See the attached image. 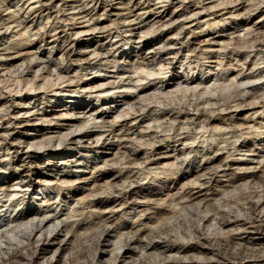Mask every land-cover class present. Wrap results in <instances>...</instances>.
<instances>
[{
    "label": "bare ground",
    "instance_id": "obj_1",
    "mask_svg": "<svg viewBox=\"0 0 264 264\" xmlns=\"http://www.w3.org/2000/svg\"><path fill=\"white\" fill-rule=\"evenodd\" d=\"M57 1L60 2L57 3ZM109 1L110 0H0V41L10 42L4 49L10 50L19 48L20 50L18 49V51H15V53L18 52L15 58L29 55L13 73L22 77L27 73L30 74V72L37 68V73L41 74L36 76L35 79L40 80L44 72H50V74L53 72L54 74L51 75H56L57 78L54 81H51V79L47 80L45 85L40 87L39 93H42V96H48V93L50 94L51 92H55L54 95H52L53 98L58 97V93L61 92L78 93L82 87H79V84L75 82V78H68L72 70L73 56L78 54L74 43L71 41L73 35L78 36L85 34L99 35L98 37H101L102 34H106V37L111 39L114 36L120 37L127 32H131L133 36H139V39L143 42V47L140 49L142 53L145 47H152L155 45V41L161 39L159 36L155 41L146 39V33L144 30L141 31L144 27L152 24V30L157 27L156 31L161 29V32H165L168 29L166 33H169L170 25L174 22V17L171 14L170 16L167 15L169 17H166L163 16V13V15L154 19L153 22H149L148 18L144 19V16L152 14L153 12L161 13L165 6L174 5L178 2L179 4L182 1H189L190 4L192 2V0H162L164 5H159V3L156 1L154 2V0H131L130 2L123 3L119 7H115L110 4ZM205 1L207 0H198L200 4L197 3L198 5L194 6L195 9H200L202 11H210V9H213L214 6L205 5ZM226 2H232V0H224L221 4H226ZM260 2H264V0H260ZM260 2L258 3L260 4ZM240 6L244 7L245 5H243L242 2L238 6L237 4L233 6L232 10L229 12L232 14L231 18L237 20V16L241 13H236L233 16L232 12H238ZM189 8L185 6L183 9L185 13L184 16L186 15L184 21H188L194 17L198 18V16L202 14V11H193L190 16H187ZM253 10L254 9L247 10L248 20L251 18L250 13ZM100 11H103V13L100 14ZM35 13H37V15L31 18L32 15L30 14ZM112 15L118 17L119 21H116V19L113 20L110 26L103 25L99 17L105 16V18L108 19ZM175 15L179 16L180 12H177ZM209 15L214 16L215 19L218 13L212 12ZM38 21H40L41 24L43 23V26L37 29V31L32 32L34 30L32 27L36 26ZM184 21L180 30L178 29L179 31L173 37L168 36L169 38L165 43L163 42V47L150 49V53H153L152 57L154 58L153 62L150 63H154L158 60L162 61L157 71L149 67H134L133 73L137 75V77H134L127 76L126 72H115V70H113V73H115L113 77H115V79L109 81L105 89H103L105 87L103 85L100 87H90V84L88 85L86 82V84L83 83L85 86H89L83 89V91L88 94L94 92L102 94L110 92L111 90L134 91V96L131 101L135 102L128 101L132 112H121L113 118L112 116L108 118L105 117V115H112L113 113L119 112V109L116 110L109 107L110 110L108 112L103 110L102 112H97V114L93 113L90 117L85 118L84 123L80 126L84 128L88 126V128H96V130L97 128H103L104 130L102 132H93V129H91L81 134H75L77 131L74 130L75 128L73 129V127H70L69 124L66 123H56L54 119L51 118V114L42 112L37 121H42L41 126H47L44 128L45 130L56 128L60 129L61 132H63V130L69 131L68 133L57 136V138H55V136H47L45 139H41L40 145H36L28 143L27 136H22V134L18 136V133L16 134L14 132V128L30 122L29 119L20 117L22 112H24L23 114L33 116L37 114L38 105H36V103L41 100L40 97L31 108L19 109L18 106L11 104L9 107L7 106L3 113H0V125L3 129L0 130V144L7 146V149L12 151V155L8 154V152H3V158H0V176L4 174L3 172L11 171L9 176H2V178H0V191H7L6 196L9 197L8 201L11 202L10 206H13L14 202L23 200L21 199L22 197L14 199V197L18 196L21 192H19L20 189L18 187L17 189L19 190L15 187L21 186V188H25L22 192L26 193V189L28 187H33L36 183V181H34L35 175H39L40 180H37V182L41 185V188L46 187L47 181L50 177L52 178L56 171L54 166H52L53 169L41 167L42 171H39L38 174L35 172L24 176L26 175L25 166L29 163L30 158L32 159L35 156H40V152L45 154L53 152L59 153V150H56L55 141L58 143L57 145L63 147V149L82 147V142H84L85 139L93 140V147L90 152L106 150L107 147L108 149H125L122 155L123 157L116 162V166L109 163L106 154L94 157L92 162L89 163V167L92 166L93 170L98 173V176H93V182H96L97 178L99 182L105 178L109 180V178L113 176L112 180H114L113 182L115 183L111 182L112 180L107 181L106 189L103 191V194H95L93 191L94 193L91 198H81L77 203L78 206L74 209H70L66 206L59 209L58 207L64 199L62 198L63 200L60 202L54 201L51 203L54 198L50 197L48 194L44 198L47 199L46 203L48 204V208L56 204V208L53 210L42 212L39 207L38 209H34L27 202V204H25L27 205V208L25 206L26 210L22 213H17L13 218L6 219L4 215H0V264H35V256L39 264H53V259L57 258L56 255L65 250V246L68 243L71 244L74 242L71 240L72 237L76 238L75 243H77L79 239L80 241L84 240L83 246L88 240H91L93 244L90 249H93V253H91V256L86 257L87 254H84L82 248L81 251L70 254L69 261L68 263L66 262V264H96L99 261L97 259L98 251L102 250L105 254L107 251L106 248L110 245L113 246V250H110L112 260L109 264H118L116 261L124 256L121 255V251L125 246L130 251H134L136 248L141 247L153 253L162 247L163 244L166 246L167 252L175 253V256H172L173 258L164 259L162 261L163 264H264V248H256V246L251 245L248 241L249 239H258L260 236H264V225L257 224L256 220L259 219L260 214L264 212V158L258 161L260 170L263 172L262 175H250L248 172L249 170H245L244 172L234 173L230 176L231 174H228L226 170L221 171L223 172V176H230L228 182L232 184V187H235L233 188L235 190H228L227 188L223 197L217 199L215 203H211V200H208L207 197L202 199H200V197L203 195L202 192L214 189L212 181L219 172L217 169L224 166L228 168V163H223L224 165L217 168H210V172L200 175V177L205 176L203 181H200L201 178L199 177L196 182H192V184H196L197 187L200 188L199 191H196L193 187H187L183 189L177 199H172L167 207L165 206L167 200L164 201L163 204L157 201L156 206L153 207L154 211L151 213L154 219L153 224L144 225L145 222L142 223L141 217L146 215L145 213L141 214L139 219L126 221L123 225L117 224L113 227L110 222L111 215L123 210L130 202H132L135 207L138 205L141 206V203H146L141 201V199L138 200L136 197L133 199L132 197L135 195V192L129 189L134 185L140 186L142 181L148 179L150 174H153L154 177L165 175L166 178H171L173 181L176 180L178 182L188 175L187 173L178 175L187 164L191 166L194 164L193 162L200 158L202 161H205L206 165L213 164L216 159L214 156L219 152L228 148L239 151L241 150L240 148L247 146L246 143H242V147L240 148L236 146L240 136L237 135V130L232 128L233 126L231 125L228 128L211 131L208 137L202 135L201 137H204V139L199 141V143H202V146H199V144L196 145L198 139L197 131L204 130L208 132L210 123L214 121L213 113L218 110L230 111L231 108H236L235 111H238L240 107L246 105L247 99L254 94V92L251 91L253 89H247V85L251 82L264 79V68L259 67L264 64V37L254 40L255 44L252 46V51L254 52L253 66L246 69V65L242 64L243 67L238 72V75L231 79V85L236 88V94L225 98L222 93H218V87H225V84H218V86L212 90H205V93H200V91L204 89L201 87V84L197 86L194 85L197 84L198 81L202 82V84H208L211 80L217 83L227 79L228 70L223 67L224 60H221V55L223 59L228 57V53H226L228 46L223 43V41H214L215 44L221 46L217 56H213L214 54H211L212 51L207 53L203 52L198 58L197 55L199 53L196 55L194 51L196 45L201 40L196 38L197 36L194 34L196 33L195 30L190 28ZM30 23H32V25H29ZM216 23L217 22L212 24L207 22V28H203L201 33L212 31ZM138 24L141 26L139 27ZM135 25H137V27H134ZM14 28H21V30L12 36ZM254 30L251 32L252 30L250 29L248 35L254 34ZM153 31L155 34L156 31ZM52 32V40H45L40 37L42 34L50 36ZM217 33L221 32L217 31ZM211 34L210 32L208 35ZM35 35H39V39H42V44L51 46L49 50L50 54H52L55 49L65 56L62 58V62L53 70L51 68L53 59L48 60L40 57L36 53H23L21 51L23 50V46H21L23 44L22 41H31V37ZM191 35L192 37L190 38ZM12 37H15L14 41ZM235 43L236 41H232L230 46L232 45L231 47H233ZM118 44L119 41L114 43L110 41L108 44H101L99 48L91 52L89 58L83 60L78 66V70L81 72L82 70H94L100 67H107L112 62L117 63L118 61L114 59L115 57L112 52L113 50L119 49ZM234 49L239 50L237 47H233V50ZM185 50L189 53L187 52V54H184ZM132 55H134L133 52L129 54V56ZM136 57L138 59L143 58L141 55H136ZM182 57L188 62L189 67L195 64L194 68L199 69L201 73L203 72L205 64L202 62L199 63V61L201 59H209L208 62L215 65L216 68L218 67L217 69L219 72L214 75V78L207 77L204 82L201 81L198 76L194 75L190 78L187 77L185 80L183 79L181 84H177V86L181 87L180 90L183 94L177 97L169 95L171 92L167 91L176 83V79L171 78L166 81L167 83L165 86H157L156 91L158 92L153 93H148L152 89L151 80L146 84H138L153 76H156L155 79L160 78L161 74L165 73L164 70L166 69V65L164 62L168 61L167 63L174 66ZM111 58H113L112 62ZM197 59H199L198 62H195ZM143 60H149V56L146 55ZM144 62L145 61L142 63ZM144 64H146V62ZM148 65L150 64L146 66ZM13 73L7 74L12 76ZM239 77L242 80L240 82L237 80ZM96 80L97 78H93L91 84ZM62 83L67 84L60 87ZM76 86L77 88L72 90V88ZM33 87L32 85V88ZM262 87L263 88L259 91L260 95L257 97L258 100L247 105L250 106L251 109L260 107L259 116L264 120V83ZM253 88L255 89L257 87ZM143 94L146 95L144 96ZM79 106L82 108L83 105ZM193 111L195 112L193 113ZM127 114H132V116L127 118ZM228 116V121H230V123L236 120L234 114L232 115L229 113L226 117ZM119 117H126L122 120L124 123L117 120ZM254 121L256 123V119ZM134 122L148 123L146 128L138 130L137 128L139 125H136ZM262 124L263 123L260 122L257 124V127L252 125L249 126L248 129H250V131L252 130L251 132H262L264 128ZM33 125L35 128L37 127L36 124ZM172 140L174 143L176 142V144L180 143V145H183L182 148H177V146H175L172 150L166 148L164 152L161 151L162 148L156 147V143H162L163 141L170 143ZM189 142H191V145H189ZM129 143L137 144V146H129ZM143 145H145V162L138 164V146L142 147ZM147 149L151 150L147 151ZM213 153L215 155H213ZM226 153L229 154L231 152L227 151ZM24 155L27 156V158H25ZM229 155L232 156L234 154ZM237 161L240 163L241 160L237 159ZM73 162H78V160H74L73 157H70L66 163ZM108 168H118V174L112 175L110 171H107ZM202 170H204V168L202 169L197 166L193 168L192 173H200ZM71 175L72 174L69 172L57 170L52 180H56L55 184L58 182H60L61 185L67 184L71 182ZM19 177L20 179L12 184V182ZM251 177L256 179L254 185H244L243 182L251 179ZM122 179L123 183L117 185V182ZM52 180L50 182H53ZM79 180L80 178L76 179L74 183ZM90 180H84L83 182H80V180L79 183L82 185L81 188L78 186L72 189V185L70 189H72L73 193L83 192L87 190V185ZM25 181L27 182L25 183ZM78 188L80 190H78ZM240 189L242 191L238 197H234V193ZM169 190L171 189L162 187L155 195L163 196L166 193L165 191ZM167 195L169 197L173 196L170 192ZM218 196L220 197V195ZM224 207L227 209H224ZM65 210H69L66 216L64 213ZM86 210H89V212L87 211V213ZM209 214H213L216 218L213 219L216 223L210 227H213L214 230L221 235L220 237L214 236V238H212L211 234L209 235V229H207L209 226L205 225L210 220L211 216L209 217ZM209 225H211V223ZM85 226H90L91 230L83 232L82 229ZM234 226H239L237 229L242 230L245 235L231 233L227 235L223 234L222 231L224 229L228 227L233 228ZM69 235L70 238L67 239ZM112 237L117 238V241H114ZM189 238L195 239V243L192 245H179L177 243L181 239ZM157 239H160L162 242ZM215 240H217L216 243H214ZM177 254H180L179 258L176 257ZM190 254L191 256H189ZM198 254H204V256L210 255L216 260L215 262H210L208 257H200L197 256Z\"/></svg>",
    "mask_w": 264,
    "mask_h": 264
},
{
    "label": "rangeland",
    "instance_id": "obj_2",
    "mask_svg": "<svg viewBox=\"0 0 264 264\" xmlns=\"http://www.w3.org/2000/svg\"><path fill=\"white\" fill-rule=\"evenodd\" d=\"M130 1L131 0H110L109 3L114 5L115 7L117 6L119 7L123 3L130 2ZM155 1L158 2L159 5H164L162 3V0H154V2ZM59 2L60 1H57V3ZM222 2H224V0H207L205 1V5L214 6V7L213 9H210V11L209 10L202 11L200 9L198 10L195 9L194 7L195 5L200 4L198 3V0H192L191 4L189 3V1H185V2L182 1L180 2V4L178 2V3H175L174 5L165 6L162 9L161 13L153 12L152 14L144 16V19L148 18L149 22H153L154 19L163 15V13H164L163 16H166V17H169L171 14L174 17V20H173L174 22L170 25L169 33H166L168 29L165 32L164 31L161 32V29L159 31H156V28H157L156 27L155 29H153L156 31L154 34V31L151 29L152 24L144 27L141 31L144 30V32L146 33V34L142 33L146 35L145 37L146 39H149V40L152 39L153 41H155L157 40L158 36L159 38L161 37V39H159L158 41H155L154 46L145 47L142 53L140 52V49L143 47V42H141V40L139 39V36H133L131 32H127L123 36H120V37L114 36L111 39L107 38L106 34H102L101 37H98L99 35L97 36L96 35H85V34L78 35V36L73 35L71 37V41L74 43L78 54L73 56L74 60H72V63H73L72 70L70 74L68 75V78H75V82L78 83L79 87H82V88L78 93L61 92V93H58L57 95L58 97H54V98L52 97V95H54L55 92H51L50 94L48 93V96H42V93H39L40 92L39 90L41 86L45 85V82H47V80L51 79V81H54L57 78V76L56 75L52 76L51 74H54L53 72L51 74L50 72H44L40 80L35 79L36 76L41 74V73H37L36 71L37 68H35L32 72H30V74L27 73L24 76L19 77L17 74L13 72H15L16 69H18L20 64L29 55L23 56L24 58L23 57L15 58V56L18 55V52L15 53V51H18L19 48H16L17 50L16 49H10V50L4 49L9 45L10 42L0 41V113H3L4 110L7 108V106L9 107L11 104L18 106L19 109L31 108L32 106H34L35 102L40 97L41 100L36 103V105H38V108L36 111L37 114L33 116L29 114H23L24 112H22V114H20V117L21 118L25 117L26 119H29L30 122L25 123L23 126L21 125V126H17L16 128H14V132L16 134L18 133V136H21L20 134H22V136H27L28 143L40 145L41 139L43 140L47 136H55V138H57V136H60L63 133H68L69 131V130H63V132H61L60 129H56V128H53L51 130H45L44 128L47 126L46 125L41 126L42 121H37V119L40 118L41 116L40 113L42 112L46 114H51L53 116V117L51 116V118L54 119L56 123L60 122L62 124L63 123L69 124L70 127H73V129L75 128L74 130H77L75 134H81L87 130L93 129V128H88V126L86 128L80 127L81 124L84 123L85 118L90 117L93 113L97 114V112H102L103 110L108 112L110 110L109 107L114 108L116 110L119 109V112L113 113L112 115H109V114L105 115V117H108V118L109 116L110 117L112 116L113 118L116 115L120 114L121 112H125V113L128 111L132 112V110L130 109V105L128 104V101H131L133 99L134 91H131L132 92L131 93V92L123 91V90H111L110 92H106L102 94L98 92H94L95 94L94 93L88 94L83 91L84 87H89V86H85V84L86 83H88V85L90 84V87L91 86L100 87L103 85L105 87L104 88L102 87V88L105 89L107 88L106 86H108L109 84L108 82L113 81L115 79V77H113L115 74L113 73V70H115V72H118V71L126 72L127 76L129 75V76H134V77H137V75L133 73L134 67H139V66L149 67L157 71L160 68V64L162 63V61L158 60V61H155L154 63H150V62H153V59H154L152 57L153 53H150L151 52L150 49H155L157 47L158 48L163 47L165 41L169 37H173L180 30V28L183 25V21L186 17V15L184 16L185 13L183 10L185 6H187L188 8L190 7L187 11L188 13L187 16H190V14H192L193 11L194 12L202 11V14L199 15L198 18L194 17V18L189 19L188 21H184L188 26H190V28L195 30L196 33L194 34L195 36H197L196 38L201 40L196 45L195 51H194L196 55L199 53L197 55L198 58L202 55L203 52L207 53V52H212V51L213 52L211 54L212 55L214 54L213 56L215 55L217 56V53L219 49H221V46L218 44H215L214 41H223V43H225L228 46L227 52H226L228 53V57L223 59V56L221 55V60H224L223 67L224 69L228 70L227 77H226L227 79L217 82V83L214 82V80H211L208 84H202V82L198 81L197 84H195L194 86L201 84V87L204 89L201 90L200 93L201 92L205 93L208 90H212L216 88L218 84L219 85L225 84V87H221V88L218 87V93H222L223 97L225 98L234 96L236 94V88L231 85V79L235 78L236 75H238V72L242 69L243 65H246L247 67L246 69L251 68L253 66L254 52L252 51V48H253L252 46L255 44L254 40L257 38L264 37V2H260V0H244V1L243 0H240V1L232 0V2H226V4H221ZM242 2H243V5H245L244 6L245 8L240 6L238 12H235V11L232 12L233 16L236 13L237 14L241 13L240 15L237 16V20L234 18H231L232 14L229 12L232 10L233 6H235L236 4L238 6ZM258 2H260V4ZM248 9L249 10L254 9L250 13L251 18L249 20L247 16ZM177 12H180L179 16L175 15ZM212 12L218 13V16H216L215 19H214V16L209 15ZM101 13H103V11H100V14ZM30 15H32L31 18H34V16L37 15V13L30 14ZM99 18L103 22V25H106V26L107 25L110 26L113 23V20L117 19L116 21H119L118 17H115V15L110 16L108 19L105 18V16L103 17L100 16ZM207 22H210L212 24L215 22L217 23L214 25L215 27L212 28V31H206V32L201 33V30L203 28L204 29L207 28ZM29 25H32V23H30ZM42 26H43V23L41 24L40 21H38L37 25L32 27L34 28L32 32L37 31V29H40ZM138 26L140 27L141 25L138 24ZM134 27H137V25H135ZM249 28L252 30L251 32H253V30L255 29L254 34L248 35L250 31ZM19 30H21V28H14L12 36H14V34H17ZM217 31L218 32L220 31L221 33H217ZM210 32L212 34L208 35L210 34ZM52 36H53V32L50 34V36H46L42 34L40 37H42L45 40L46 39L52 40L53 39ZM191 37L192 35L190 36V38ZM12 40L14 41L15 37H12ZM110 41H112V43L119 41V44H118L119 49L113 50L112 52L115 57L114 59H117L118 61L117 63L112 62L113 58H111L112 63H110L107 67H100L94 70L89 69L86 71L82 70V72L78 70L79 69L78 66L83 62L84 59L89 58L93 50H95L96 48H99L101 44H108ZM232 41H236L235 43L236 45L234 44L233 47H237V49L239 50H236V49L233 50V47H231L232 45L230 46V43ZM22 42L23 44L21 46H23L22 47L23 50L21 51L23 53L25 52H30L32 54L36 53L40 57H43L44 59H48V60L53 59L52 60L53 62L51 64L52 70L55 67H57V65H59L62 62V58L65 57L63 56V53L57 52L55 49L53 50L52 54H50L49 50L51 46H46L42 44V39H39V35L32 36L31 41L23 40ZM131 52H133L134 55L129 56ZM187 52L188 51L185 50L184 54H187ZM136 55H141V57L143 58H145V56L147 55L149 56V60H143V58L138 59ZM142 60L145 61L146 64H144L145 62L142 63L143 62ZM198 60L199 59L195 60V62H198ZM208 61L209 59H201L199 61V63L202 62L205 64L202 73L200 72L199 69L194 68L195 64H192V66L189 67L188 62L183 57L180 58L178 63H176L174 66L167 63L168 62L167 61V62H164V64L166 65L165 66L166 69L164 70L165 73L161 74L160 78L155 79L156 76H153L150 79L139 82L138 84H144V83L146 84L148 81L151 80L150 83L152 84V89L148 93H153V92H158L156 91L157 86L158 87L165 86V84L167 83L166 81L173 78V79H176V83H174L172 87L168 89L167 91L171 92V94L169 95H173L174 97H177L178 95L183 94L182 91L180 90L181 87L177 86V84H181L183 79L185 80L187 77L190 78L193 75L198 76L203 82L205 81L207 77L214 78V75L219 72V70L217 69L218 67L216 68L215 65H213L212 63ZM138 62H140L142 65ZM147 64H150V65L146 66ZM259 67L264 68V64ZM9 72L13 73V75L9 76L8 75L10 74ZM93 78H97V80L94 81L93 84H91V81ZM237 80L239 82L242 81L240 77ZM263 80L257 81V82H251L250 84L247 85V89H253L251 91L254 92V94L251 95V97L247 99V102L245 105L246 107L245 106L240 107L238 111H235L236 108H231L230 111L218 110L212 114L214 117V121L210 123L209 131L208 132L204 130L197 131L198 139H197L196 145L199 144V146L200 145L202 146V143H199V141L204 139V137H201L202 135L205 137H208L211 131H214L216 129H221V128H228L231 125L233 126L232 128H235L237 130V135L240 136L239 142L237 141L236 146L240 148L242 147L241 145L242 143H246L247 146L240 148L241 150L239 151H234V149L228 148L224 151L219 152L217 155L213 153V155H215L214 158H216L213 164L206 165L205 161H202L201 158L193 162L195 165L192 164L190 166L189 164H187L180 171L178 175H182L184 173H187L188 175L186 176V178H183L179 180L178 182L176 180L173 181L171 178H166L165 175H159V176L154 177L153 174H150L148 179L143 180L140 186L134 185L131 187V189H129L135 192V195L132 197L133 199L135 197L138 200L141 199V201L146 202L145 204L147 205L141 203V206L138 205L135 207L133 206L132 202H130V204H128V206H126L123 210H120L116 212L115 214L111 215L110 222L112 223V226L114 227L117 224L123 225L126 221H133V219L134 220L139 219L141 217V214L143 213H145L146 215L141 217L142 223L145 222L144 225L153 224L154 219L151 213L154 211L153 207L156 206L157 201L163 204L164 201L167 200V203H165V206L167 207L172 199H177L180 196V193L183 191V189H186L187 187H193L195 188L196 191H199L200 188H198L196 184H192V182L194 181L196 182L197 178H199L200 175L207 174L208 172H210V168H217L226 163H228L229 165L228 168L224 166L220 169H217L219 172L216 174L214 180L212 181V185H214L213 186L214 189H212L211 191L202 192L203 195L200 197V199L207 197L208 200H211L210 201L211 203H215L217 199L222 198L227 188L228 190L229 189L235 190L233 189L235 187H232V184L228 182L232 174L244 172L245 170H249L248 172L250 175H253V174L262 175L263 172L262 170H260L258 161L264 158V128L262 132L260 131L251 132L252 130L250 131V129L248 128L249 126H252V125L257 127L258 126L257 124L260 122H262L263 123L262 125L264 126V120H262L259 116L260 109H261L260 107L256 109H251V107L248 106L247 104H250L258 100L257 97H259L260 95L259 91L261 88H263L262 87V84L264 83ZM67 83L60 84V87L65 86ZM32 85L34 86L33 88H32ZM253 87H257V88L254 89ZM75 88H77V86L73 87L72 90H74ZM143 95L145 96L146 94H143ZM131 102H135V101H131ZM79 105H83L82 108ZM194 112L195 111H193V113ZM229 113H231L232 115L234 114L236 116V120L232 121L231 123L230 121H228L229 116L226 117L227 114ZM131 116L132 114L131 115L127 114V118ZM124 118L126 117H119L117 118V120L121 121V123H124V121H122L124 120ZM255 119H256V123L254 121ZM134 123L136 125H139L137 129L141 130L142 128L144 129L147 127L148 122L146 123L134 122ZM33 124H36L38 128L37 127L35 128ZM0 130H3L1 125H0ZM103 130H104L103 128H97V130L96 128H94L93 132L94 131L102 132ZM171 142L168 143L167 141H163L162 143H156V147L162 148L161 151L165 152L166 148L169 150H172L175 146H177V148H182L183 146V145H180V143H177V144L176 142L174 143L173 140ZM55 143H56V150H59V153L53 152V153L45 154L43 152H40V156H35L32 159L30 158L29 159L30 164L28 163L25 166L26 175L24 176H27V174H33L35 172L38 174L39 171H42L41 167L53 169L52 166H54V169H56V171L54 172L52 178L50 177L49 180L47 181L46 187L41 188V185L37 182V180H40L39 175H35L34 181H36V183L34 184L33 187H28L26 189V193L22 192L23 190H25V188H21V186L15 187L16 189L18 187L20 190L19 189L17 190L21 192L18 194V196H15L14 199H18L22 197L21 199L23 200H20L21 202L20 201L14 202L13 206H10L11 202L8 201L9 197L6 196L7 191L6 190H4L5 192L2 190L0 191V215H4V218L6 219L13 218L17 213H22L23 211H25L26 210L25 206L27 208V205L25 204H27V202L34 209H38L39 207L42 212L43 211L47 212L49 210L55 209L56 204H54L50 208H48L47 206L48 205L46 203L47 199H45L44 197H46L48 194L50 195V197L54 198V200H52L51 203L54 201L60 202L61 200L64 199L63 202H61V205L58 207L59 209L63 206L69 207L70 209H74L78 206L77 203L81 198H87V199L91 198L94 192L95 194H103V191L106 189V182L111 181L113 179V176L109 178V180L105 178L98 182V178H97V181L93 182L92 181L93 176L94 175L98 176V173H96L97 171L93 170L92 166L89 167L90 165L89 163L92 162L94 157H97L98 155H101V154H106L109 159V163L115 165L116 162H118V160L123 157L122 155L125 152V149H119V150L115 148L108 149V147L106 148V150H99L98 152H90L93 147V140H90V139H85L84 142H82V147L68 148V149L66 148L67 150L57 145L58 143L56 141ZM129 144H128L129 146L131 145L137 146V144H131V143ZM189 145H191V142H189ZM138 149H139V154H138L137 163L141 164L145 162L144 161L145 160V155H144L145 145H143L142 147L138 146ZM150 150L151 149H147V151H150ZM227 151L231 152L229 154H234V155L230 156L228 153H226ZM3 152H8V154L12 155V151L7 149V146L0 144V158H3ZM70 157H73L74 160H78L79 164L78 162L67 164L66 162L68 158ZM25 158H27V156H25ZM237 159L241 160L240 163H238ZM197 166L202 169L204 168V170H202L200 173L193 174L192 170L193 168H196ZM245 168H249V169H245ZM116 169L108 168L107 171H110L112 175H117L118 168ZM57 170L61 172H69L70 174H72L71 175L72 177L70 178L71 182L67 184H62V185L60 184V182L55 184L56 180H52V179H54V176L56 175ZM224 170H226L227 173L231 175L228 177L223 176V172L221 171H224ZM3 173L4 174L2 176L7 177L10 175L11 171L9 172L7 171ZM2 176H0V178H2ZM254 177L253 178L251 177V179H248L247 181L243 182L244 185L248 184L250 186H253L256 181ZM79 178L81 180V181L79 180L80 182H83L84 180H90V179L91 180L89 181L87 185V190L83 192L73 193L72 191L73 187L75 188H77L78 186L79 188L82 187L79 181H77L78 183L77 182L74 183L75 180ZM200 178H201L200 181H203L205 176L200 177ZM19 179L20 177L17 180L13 181L12 184L16 183V181H18ZM51 180L53 182H50ZM113 181L114 180H112L111 182ZM26 182L27 181H25V183ZM122 183H123V179L118 181L117 185H121ZM71 186H72V189H70ZM162 187L170 188L171 190L165 191L166 193L163 196H156L155 195L156 192L159 191ZM79 188L78 190H80ZM241 191H242L241 189L237 190L234 193L235 194L234 197H238ZM169 192L173 195L172 197H169L167 195ZM218 195H220V197ZM224 209H227V208L224 207ZM87 211L89 212V210H86V212ZM64 213L66 216L69 213V210H65ZM212 216L213 214H209L210 220L205 225L209 226L207 227V229H209V235L211 234L212 238H214V236L220 237L221 235H219L218 232L215 231L213 227H210L216 223V221H213L215 217L214 216L212 217ZM256 220H257V224H260L263 226L264 225V212L260 214V218ZM210 223L211 225H209ZM249 226H252V225H249ZM234 227L233 228L228 227L224 229L222 231L223 234L227 235L231 233V234H236V235L238 234L245 235L244 232H242V230L237 229L239 226H234ZM87 230H91L90 226H85L82 229L83 232ZM69 238H70V235L67 237V239ZM112 238L114 241H117V238L115 237H112ZM71 240L74 242H72L71 244L68 243L65 246L66 247L65 250L61 251V253H58L56 255L57 258L53 259V264H66V262L68 263L70 254L81 251L82 248H83L82 251H84V254H87L86 257L92 255L91 253H93V249L92 248L90 249V247L93 244V242L91 240H88L84 244L85 247L83 246V243L85 242L84 240L80 241L79 239L78 240L79 243L78 242L75 243L76 238L74 237H72ZM157 240L161 241L160 239H157ZM195 241H196L195 239L189 238V239H181L177 243L179 245H183V244L192 245L195 243ZM248 241L251 245L256 246V248H260V249L264 248V236H260V238L258 239H249ZM216 242L217 240L214 241V243ZM106 249L107 251L105 252V254L102 250L98 251L97 259L99 261L96 264H109V262L112 260L111 251L113 250V246L110 245ZM121 252H122L121 255H124V256L119 258L116 261L118 264H163L162 261L164 259L173 258L175 256L174 252L166 251V246L164 244L162 245V247H160L158 250L154 251L153 253L152 251L144 250L141 247L136 248L134 251H130L126 246L122 249ZM191 254L189 256H191ZM197 256L208 257L210 259V262H215L216 260L214 257L210 255L204 256V254H198ZM176 257L179 258L180 254H177ZM34 263L39 264L36 256L34 257Z\"/></svg>",
    "mask_w": 264,
    "mask_h": 264
}]
</instances>
